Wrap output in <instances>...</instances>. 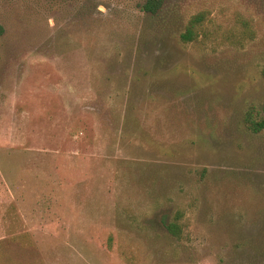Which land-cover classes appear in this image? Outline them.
<instances>
[{
    "label": "rangeland",
    "instance_id": "1",
    "mask_svg": "<svg viewBox=\"0 0 264 264\" xmlns=\"http://www.w3.org/2000/svg\"><path fill=\"white\" fill-rule=\"evenodd\" d=\"M148 1L0 0V264H264V0Z\"/></svg>",
    "mask_w": 264,
    "mask_h": 264
},
{
    "label": "trees",
    "instance_id": "2",
    "mask_svg": "<svg viewBox=\"0 0 264 264\" xmlns=\"http://www.w3.org/2000/svg\"><path fill=\"white\" fill-rule=\"evenodd\" d=\"M158 0H149L145 6L144 9L146 11L154 12L157 7ZM208 12L207 11H201L194 15H192L187 23L185 24V29L180 35V39L185 42H193L197 39L200 28L205 24V22L208 20ZM3 33V27L0 25V35ZM246 123L248 127L253 130L254 132H260L264 129V119L262 120H256L252 113H249L246 117ZM168 229L171 234L178 236L179 231V225L176 222H171L168 225Z\"/></svg>",
    "mask_w": 264,
    "mask_h": 264
}]
</instances>
